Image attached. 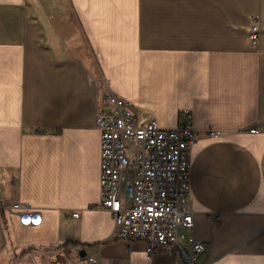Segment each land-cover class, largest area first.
I'll use <instances>...</instances> for the list:
<instances>
[{
	"label": "crops",
	"instance_id": "obj_1",
	"mask_svg": "<svg viewBox=\"0 0 264 264\" xmlns=\"http://www.w3.org/2000/svg\"><path fill=\"white\" fill-rule=\"evenodd\" d=\"M61 1L0 0V193L40 217L0 209V264H184L97 209L106 92L162 128L189 110L198 263L264 264V0Z\"/></svg>",
	"mask_w": 264,
	"mask_h": 264
},
{
	"label": "built area",
	"instance_id": "obj_2",
	"mask_svg": "<svg viewBox=\"0 0 264 264\" xmlns=\"http://www.w3.org/2000/svg\"><path fill=\"white\" fill-rule=\"evenodd\" d=\"M259 37L258 21L251 18L248 40L257 44ZM96 125L100 132L97 209L113 223L114 237L143 241L149 259L160 253L184 264H199L208 242L190 233L194 225L188 208L190 146L196 131L189 110L181 111L175 127L162 128L155 119L141 121L130 101L106 92L98 99ZM0 209L26 224L40 221L29 202L7 199L1 193ZM87 263L97 264V259L89 257Z\"/></svg>",
	"mask_w": 264,
	"mask_h": 264
},
{
	"label": "rangeland",
	"instance_id": "obj_3",
	"mask_svg": "<svg viewBox=\"0 0 264 264\" xmlns=\"http://www.w3.org/2000/svg\"><path fill=\"white\" fill-rule=\"evenodd\" d=\"M52 2H57V3H59L60 5H63V3H62L61 0H52Z\"/></svg>",
	"mask_w": 264,
	"mask_h": 264
},
{
	"label": "bare ground",
	"instance_id": "obj_4",
	"mask_svg": "<svg viewBox=\"0 0 264 264\" xmlns=\"http://www.w3.org/2000/svg\"><path fill=\"white\" fill-rule=\"evenodd\" d=\"M34 220L37 221V217H35Z\"/></svg>",
	"mask_w": 264,
	"mask_h": 264
}]
</instances>
